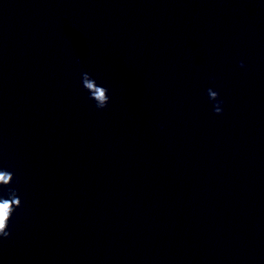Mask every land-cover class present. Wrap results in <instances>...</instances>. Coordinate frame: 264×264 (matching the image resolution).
Wrapping results in <instances>:
<instances>
[{
    "label": "clouds",
    "instance_id": "clouds-1",
    "mask_svg": "<svg viewBox=\"0 0 264 264\" xmlns=\"http://www.w3.org/2000/svg\"><path fill=\"white\" fill-rule=\"evenodd\" d=\"M241 67H244L241 62ZM82 86L89 93V98L95 101L98 109H103L109 102L108 89L98 85L96 80L90 76L89 73H82ZM207 94L210 100L216 101L214 105V112L216 114L222 113L221 105L223 101L219 100V93L209 88ZM13 180V174L7 170H0V185L7 186ZM10 198H0V237L7 238L10 236L8 231L9 221L15 208L21 206V200L14 190L9 192Z\"/></svg>",
    "mask_w": 264,
    "mask_h": 264
}]
</instances>
